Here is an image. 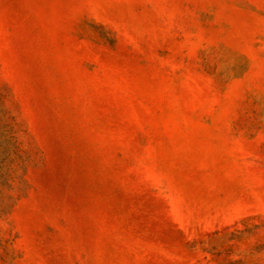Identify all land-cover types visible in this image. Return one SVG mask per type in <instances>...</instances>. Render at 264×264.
<instances>
[{"label": "rangeland", "instance_id": "1", "mask_svg": "<svg viewBox=\"0 0 264 264\" xmlns=\"http://www.w3.org/2000/svg\"><path fill=\"white\" fill-rule=\"evenodd\" d=\"M0 264H264V0H0Z\"/></svg>", "mask_w": 264, "mask_h": 264}]
</instances>
